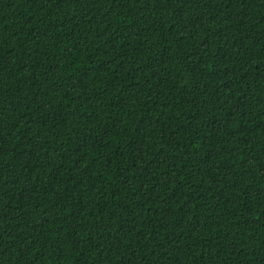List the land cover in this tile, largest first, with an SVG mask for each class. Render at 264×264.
Here are the masks:
<instances>
[{"label":"trees","instance_id":"trees-1","mask_svg":"<svg viewBox=\"0 0 264 264\" xmlns=\"http://www.w3.org/2000/svg\"><path fill=\"white\" fill-rule=\"evenodd\" d=\"M0 264H264V0H0Z\"/></svg>","mask_w":264,"mask_h":264}]
</instances>
